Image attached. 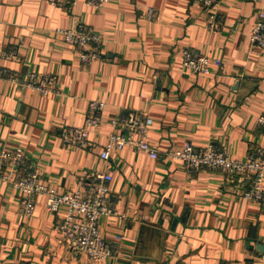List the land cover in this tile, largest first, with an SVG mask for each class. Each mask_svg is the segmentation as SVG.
Segmentation results:
<instances>
[{"label": "crops", "instance_id": "obj_1", "mask_svg": "<svg viewBox=\"0 0 264 264\" xmlns=\"http://www.w3.org/2000/svg\"><path fill=\"white\" fill-rule=\"evenodd\" d=\"M264 0H221L219 26L193 0H0V69L24 79L55 78L49 94L0 76V143L22 149L28 166L59 192L83 186L97 170L123 217L103 215L98 227L114 243L100 264H264V199L243 197L249 183L220 170H186L166 152L186 142L208 144L234 159L264 151V48L251 51L255 7ZM154 8L157 18H146ZM88 25L102 37L107 60L80 61L59 28ZM206 55L210 73L182 64V51ZM215 59L220 64L214 63ZM90 100L105 103L101 125L87 147L64 144L60 131L84 124ZM138 109L152 119L148 139L160 155L125 146L99 152L112 131L109 119ZM264 186V177H263ZM19 192L0 181V264H96L74 254L58 229L66 207L45 208L40 198L23 217Z\"/></svg>", "mask_w": 264, "mask_h": 264}, {"label": "built area", "instance_id": "obj_2", "mask_svg": "<svg viewBox=\"0 0 264 264\" xmlns=\"http://www.w3.org/2000/svg\"><path fill=\"white\" fill-rule=\"evenodd\" d=\"M72 4L75 0H48L51 4L59 2ZM108 0H85L93 7H102ZM208 14L207 28L215 30L219 23L215 18V8L221 0H193ZM253 4H260L263 0H249ZM154 8H147L146 18L154 20L157 16ZM64 41L72 46L84 64L101 57L100 45L102 42L96 37L93 30L86 24L78 23L73 28H59ZM251 51L253 48H264V8L255 7L253 24L249 33ZM99 41V42H97ZM210 59L206 55H196L185 49L182 52V64L197 74L210 73ZM216 65L220 64L215 59ZM0 76L9 80L20 82L26 86L49 94L55 89V78L44 75L40 79L34 72H29L24 79L19 73L6 68L0 69ZM105 103L100 100H90L87 105V115L84 124L67 126L60 131V138L64 144L87 147L88 134L91 128L101 125V116ZM153 119L142 110L133 109L124 115L109 119L112 131L106 138L99 156L108 161L111 151L131 146L151 159H157V147L148 139L149 129ZM257 124L264 131V113L257 117ZM165 156L182 161L186 170L200 168L222 170L227 174L240 176L249 183L243 192V197L249 201L260 202L264 199V151L257 148L247 154L245 159L229 157L220 148L208 144L203 148H196L192 143L186 142L180 148L166 152ZM112 176L109 172L97 170L87 179L81 180L80 188L59 192L45 183L36 170L29 168L22 149L10 150L0 143V181L6 182L16 189L19 194V205L23 217H31L37 201L45 200V208L50 212H57L62 206L66 213L61 216L58 229L63 242L78 256H86L91 262L102 263L115 252V245L107 240L98 227V219L105 215L123 217L115 206V195L109 188Z\"/></svg>", "mask_w": 264, "mask_h": 264}, {"label": "rangeland", "instance_id": "obj_3", "mask_svg": "<svg viewBox=\"0 0 264 264\" xmlns=\"http://www.w3.org/2000/svg\"><path fill=\"white\" fill-rule=\"evenodd\" d=\"M157 16V15H156ZM157 18V17H156ZM156 18H154V19H156ZM207 20H208V18H207ZM82 24H84V23H82ZM98 39H99V41L100 42H103V39H102V37H98V36H96ZM99 41H97V42H99ZM102 45H100V53L102 54L101 55V57L99 58V59H96V60H107V58L104 56V53L102 52V47H101ZM191 51V50H190ZM183 52V51H182ZM196 55H199V54H196ZM206 147V146H205ZM196 148H201V147H196ZM215 148H217V147H215ZM208 169V168H207ZM210 170H216V169H210ZM220 171H222V170H220Z\"/></svg>", "mask_w": 264, "mask_h": 264}]
</instances>
